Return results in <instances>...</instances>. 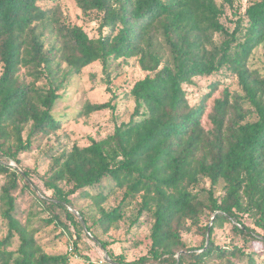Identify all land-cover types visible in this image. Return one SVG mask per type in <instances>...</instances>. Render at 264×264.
<instances>
[{"label": "trees", "instance_id": "obj_1", "mask_svg": "<svg viewBox=\"0 0 264 264\" xmlns=\"http://www.w3.org/2000/svg\"><path fill=\"white\" fill-rule=\"evenodd\" d=\"M72 1L96 21L97 36L70 20L60 0H0V264H68L65 254L46 252L36 233L52 223H84L93 237L85 214L69 209L75 194L91 199L103 233L123 221L148 224L149 247L136 259L95 237L113 264H264V76L247 62L264 46V0H250L232 29L216 0ZM130 58L145 74L130 88L128 120L104 138L68 143L54 113L61 89L92 62L107 69ZM222 68L236 75L240 91L223 89L212 99L206 127L202 116L216 84L194 104L184 86ZM40 148L49 163L35 202L49 216L34 226L15 191H35L31 170L19 164ZM224 222L241 244L214 240ZM190 232L201 235L194 247L184 237ZM70 243L77 251L76 240Z\"/></svg>", "mask_w": 264, "mask_h": 264}, {"label": "rangeland", "instance_id": "obj_2", "mask_svg": "<svg viewBox=\"0 0 264 264\" xmlns=\"http://www.w3.org/2000/svg\"><path fill=\"white\" fill-rule=\"evenodd\" d=\"M63 11L69 16L70 20L77 23L90 36H97V23L82 16L72 0H60ZM250 0H232V6H228L224 0H216L217 4L224 5V14L221 18L225 26L232 29L238 16L243 17V11ZM219 38L218 36L216 37ZM221 38V37H220ZM161 40V37H158ZM167 53V51H166ZM248 67L255 69L260 75L264 76V46H256L249 58ZM23 70L21 71V73ZM135 58L127 60L117 59L110 61L107 69L98 62H92L74 74L60 91V97L54 108V113L61 120V133L65 134L68 143L75 142L80 145L88 143V137L101 139L113 132L114 126L120 122L127 121L134 108V100L129 93L135 81L144 76ZM193 84L186 85L187 97L191 104L197 103L200 98L209 91V84H216V89L212 96L206 101L205 112L202 116V123L208 127L207 114L210 112L212 99L219 96L223 89L230 93L239 92L236 75L228 69L222 68L210 76L194 77ZM109 102L111 107L100 110H89L87 105ZM25 134V133H24ZM52 142H50L51 145ZM44 147L46 145H43ZM46 149V148H45ZM39 149L22 154V162L19 166L31 170L30 182L35 191L29 189L15 191L16 202L23 217H27L28 212L34 214L33 225H39V218H47L49 214L44 211L35 201L36 190L43 191L40 180L41 175L47 169L49 163L44 152ZM4 176H0L2 184ZM102 183L107 184L108 180L103 179ZM22 183H20V186ZM96 191V189H90ZM216 194L221 192L220 186L216 187ZM73 207L69 209L77 216V210L86 216L88 229L93 237H88L83 230L86 225L83 223L82 229H75L68 222V228L58 226L54 223L42 226L36 236L44 250L51 254H65L68 264H95L100 259H105V264H113L106 251L96 242L95 237L110 243L109 249L114 253H121L126 260L136 259L146 253L149 247L148 224H140L128 228V221H123L115 229L103 233L99 224L95 221L99 214L92 204L89 197L79 198L77 194L71 196ZM59 217L64 221L63 211L56 209ZM206 218H204V222ZM246 225L251 224V219L245 218ZM84 228V229H83ZM4 232L5 228L1 227ZM187 245L194 247L200 243L201 235L196 232L184 234ZM213 238L220 244L242 243L239 236L231 229V223L224 222L222 226L215 228ZM76 240L78 250L77 257L72 258L68 254V246L72 240ZM255 245L256 242H252ZM14 245H17L15 242ZM212 264L217 263L216 259L210 260Z\"/></svg>", "mask_w": 264, "mask_h": 264}, {"label": "built area", "instance_id": "obj_3", "mask_svg": "<svg viewBox=\"0 0 264 264\" xmlns=\"http://www.w3.org/2000/svg\"><path fill=\"white\" fill-rule=\"evenodd\" d=\"M10 164L13 166L14 162L11 161ZM67 251L70 257L72 258L77 257V252L75 251L72 243L69 244ZM105 263H106L105 259H100L98 262H95V264H105Z\"/></svg>", "mask_w": 264, "mask_h": 264}, {"label": "water", "instance_id": "obj_4", "mask_svg": "<svg viewBox=\"0 0 264 264\" xmlns=\"http://www.w3.org/2000/svg\"><path fill=\"white\" fill-rule=\"evenodd\" d=\"M13 167H15V168H18V166L14 163L13 164ZM77 213V212H76ZM78 214V213H77ZM83 223V222H82ZM206 239L208 240V236L206 237Z\"/></svg>", "mask_w": 264, "mask_h": 264}]
</instances>
